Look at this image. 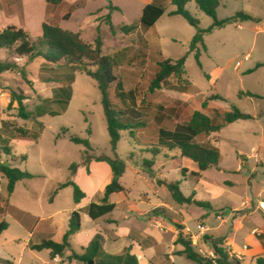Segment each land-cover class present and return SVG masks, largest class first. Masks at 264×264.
<instances>
[{
  "label": "rangeland",
  "instance_id": "1",
  "mask_svg": "<svg viewBox=\"0 0 264 264\" xmlns=\"http://www.w3.org/2000/svg\"><path fill=\"white\" fill-rule=\"evenodd\" d=\"M65 2L56 9L58 16L67 12L69 4L78 2L79 5L68 21H59V26L79 33L80 38L92 46L99 35L102 55L113 59L114 74L122 82L124 91L133 93L135 101L133 103L129 97L124 105L112 87L114 106L129 108L128 119L143 125L132 132L122 131L113 153L96 81L63 61L29 60L0 48V62L15 65L13 70L0 74V134L10 147L9 156L0 150L1 161L35 176L19 182L10 197L6 192V180L0 173V222L7 224V229L0 236V254H10L15 260L21 256L23 264H47L50 256L46 251L21 253L30 232L6 214L9 203L24 211L26 214L23 216L27 219H33V225L38 219L44 220L39 223L42 227L50 223L46 219L54 212L76 209L71 187L60 190L54 203H49L58 184L70 179L71 164L76 163L77 169L87 166L90 170L89 165L95 158L114 157L116 154L127 166L121 178L127 201H120L118 211L100 219L98 226L111 238H118L114 228L120 235L129 233V238L138 243L141 264H169L170 254L180 256L175 259L176 264H197L188 260L185 254H180L183 247L176 244L179 233L191 240L194 250L202 257L213 259L214 250L210 242L222 239L224 249L241 264H256L260 255H257L255 243H246L245 231L256 227L259 230L249 233L260 241L264 240V233L260 232H264V0H220L217 9L219 20L244 12L257 17L260 23L238 21L205 34L206 51L199 45L202 69L194 55L188 54L185 74L180 79L170 77L165 89L154 93H150L148 87L159 56L172 60L183 57L196 34V29L183 17L168 15L175 9L171 0ZM110 3L119 10H110ZM150 3L161 4L166 13L154 27L144 30L140 18L143 8ZM186 9L199 20L201 29L212 25L213 20L195 3H189ZM108 14L111 15L113 30L106 22ZM53 16L46 15L45 0H0V32L8 27L21 28L32 41H37L42 34V23L52 22ZM124 25L136 28L127 34L120 30ZM84 63L90 70L96 69L90 61L85 59ZM257 64L263 66L257 68ZM68 86L72 90L68 105L51 101L58 88ZM12 91L26 98L23 104L29 119L19 116L18 104L12 102ZM240 92H249L256 97H240ZM214 96L220 99H212ZM203 101H208L205 110L201 107ZM233 107L249 114L252 119L227 124L220 134L197 138L199 142H211L217 147L220 153L217 169L194 176L192 173L198 172L195 164L182 157L178 150L161 149L155 157L153 176L148 174L143 160L149 159L151 154L148 151L153 145H158L160 127L173 130L176 124L186 123L197 110L219 122L223 113ZM215 109L220 110L219 115ZM51 111L60 115L52 117ZM159 115L165 117L162 124L155 119ZM19 129L38 138L12 139ZM71 136L88 139L91 148L71 142ZM107 180L99 166H94L92 178L83 174L82 167L76 176V181L88 191L89 200L95 196L94 190L102 187L100 182ZM171 182H177L186 197L207 203L209 208L174 201L166 186ZM121 195L114 196L112 201L119 202ZM99 198L100 195L95 201L98 202ZM124 204L128 205L127 210ZM90 224L85 222V228ZM199 224L209 228L205 234L200 235ZM39 231H33L34 242L54 238V235H40ZM99 234L96 237L101 241ZM71 247L76 253L82 252L75 237ZM249 247L252 255L245 256L244 250ZM63 264L81 263L70 262L65 257Z\"/></svg>",
  "mask_w": 264,
  "mask_h": 264
},
{
  "label": "trees",
  "instance_id": "2",
  "mask_svg": "<svg viewBox=\"0 0 264 264\" xmlns=\"http://www.w3.org/2000/svg\"><path fill=\"white\" fill-rule=\"evenodd\" d=\"M46 15H54L52 22L45 21L41 25L42 34L37 41H32L29 35L21 28L8 27L0 32V48L5 49L9 54L16 57H28L29 60L35 58H42L51 63H57L63 61L65 65L75 67L77 70L84 72L89 78L96 81L97 87L101 94V102L106 119L107 131L110 137V147L113 153L116 152L117 145L121 140L122 131H134L140 125H143L139 121L134 119H128L130 112L129 108H116L112 101V87L115 89V96L125 105L130 97L132 102L133 93L125 92L123 84L118 80L114 74L115 63L112 58L102 55V43L99 35L94 41V46L87 44L81 38L79 33L64 30L59 26V21H68L75 9L78 7V3L69 4L67 12L58 16L56 9L66 4L65 0H45ZM195 3L197 8L205 15L209 16L213 23L208 29H201L200 22L196 19L187 9L186 6L189 3ZM171 3L175 6V9L169 12V16L179 15L183 17L186 22L196 29V34L192 38L188 52L177 60L170 58H164L159 56L160 59L156 63L155 73L149 84L150 93H154L158 90H163L166 87V83L170 77L180 79L185 74V61L188 54H193L200 69L202 64L200 62L201 50L199 45L206 51L204 44V35L211 33L215 29H222L227 25L246 21L259 22L258 18L244 12H237L230 18L219 20L217 17V9L220 6V0H171ZM110 10H119L111 3L109 4ZM166 13V10L161 4L150 3L147 4L143 10L140 18L141 27L146 30L154 27L157 22ZM106 22L110 29H114V25L111 21V15L106 16ZM134 25H124L120 27V30L124 33H131L135 30ZM88 60L92 63V66L96 67L94 71L90 70L84 63V60ZM263 64H257L259 68ZM15 65L10 62H0V74L13 70ZM207 76V75H206ZM208 77V76H207ZM47 79V78H44ZM181 90L182 93L186 92L185 89ZM72 90L71 87H60L54 94V98L51 99L54 103L61 105H68L71 100ZM240 97L249 96L256 97L252 93H239ZM12 102L18 104L19 116L27 120L30 118L29 113L25 111L23 101L26 99L23 95L11 92ZM212 99H220L218 96H214ZM210 99V100H212ZM202 109H207L208 101H203L201 104ZM217 115L220 114L219 109L214 110ZM50 116L55 117L60 113L51 111ZM41 115V114H40ZM158 124H162L165 120L163 115L155 117ZM252 119L249 114L241 112L237 107H233L231 111L223 113L221 121H217L215 118H210L201 111H194L189 120L183 124H176L173 130H167L159 128L158 130V145H153L148 151L151 157L143 160V165L146 168L148 174L153 176V166L155 164V157L160 154L161 149L178 150L180 155L194 162L197 165L198 172H193L192 175L199 176L200 173L209 169H217L219 167L220 153L217 147L211 142H199L198 137L209 136L210 134H220L222 128L238 120ZM3 124L6 125L4 121ZM89 132V131H88ZM38 138L37 135H29L26 131L21 129L16 130V134L13 135L14 140H28ZM69 140L77 145H81L87 149L91 148V143L88 139L71 136ZM0 150L4 155H10V147L6 143L5 139H2L0 134ZM2 155L0 153V173L6 180V192L9 196L14 192L15 186L18 182L23 180H30L35 176L29 173L27 170H22L17 167H13L7 163L1 161ZM13 158V157H12ZM23 160H26L22 156ZM97 162H106L112 171V179L105 186L104 194L99 203L91 202L87 207V214L92 220H98L109 214H111L116 204L109 202V196L114 193H125V188L121 184V178L126 172V163L120 159L116 154L114 157L100 156L95 158ZM89 161L86 160V163ZM77 164L73 163L70 166V179L66 182L58 184L57 188L52 192V197L57 195L58 192L66 187L73 189V200L75 203H79L85 198V193L73 180V176L76 174ZM89 172V170L87 169ZM172 198L179 204H196L209 208V205L199 201H194L190 197H186L180 190L177 182H171L166 184ZM51 197V198H52ZM7 228L6 222L0 223V235ZM81 229V216L79 212H73L70 216L68 230L65 232L61 242H55L53 240H45L39 244L31 246L32 250L42 251L49 250L52 257H63L67 250L71 247L70 241L72 237ZM209 238V237H206ZM211 246L214 250L215 259H209L202 257L198 254L192 246L191 240L186 239L179 233L176 244L181 245L183 250L180 254H185L186 258L197 264H241L235 256L224 249L222 239H212ZM69 256L70 260H76L85 264L93 262V264H139L138 258L130 253V248H127L120 255L106 254L98 237H95L90 245L85 249L82 254H77L71 251ZM256 264H264V257L260 256L256 258Z\"/></svg>",
  "mask_w": 264,
  "mask_h": 264
},
{
  "label": "crops",
  "instance_id": "3",
  "mask_svg": "<svg viewBox=\"0 0 264 264\" xmlns=\"http://www.w3.org/2000/svg\"><path fill=\"white\" fill-rule=\"evenodd\" d=\"M76 3H78V2H76ZM45 8H46V2H45ZM255 18H257V17H255ZM236 23H238V22H236ZM256 23H260V20H259V22H256ZM258 29L261 30L262 28L260 26H258ZM192 163L195 164L194 162H192ZM94 166L101 167L103 169V171L105 173V176L107 177L108 180L105 181L104 183L100 182V185L102 184V187H100L99 190H98V188L96 190H94L93 193H95V196L91 200H89L88 191L84 187H82L76 181V176H77V173L79 171V168L82 167L83 168V174L84 175H87L88 178H90V177L92 178L93 177V174H94ZM195 166H196L195 168H197V165L196 164H195ZM80 167H78V169L76 171V174L73 176V179H74V182L76 184H78V186L85 193V198H83L79 203H75L74 202L76 204V209H72L71 211H68V212L56 211L53 214H51L48 217V219H46L50 223H46L45 225H42V227H41L39 225V223L42 222V221H44V220L38 219V221H34V225H33L32 224L33 219H31V218L30 219H27V217L23 216L24 214H26L24 211L20 210L19 208L15 207V206H13L12 204L9 203V211L6 214L7 215H10L16 222H18V224H20L26 230L29 229V232H30L29 233V239L24 244L21 253L26 252L27 250H30V252L35 251V250H32L31 249V246L32 245H35V244H39V243H41L42 241H45V240H53L55 242H61L62 241V238H63V236L65 234V232L68 230L70 216H71V214L73 212L76 211V212H79L80 213V216H81V229L73 237H75V240H76L77 245H80L81 250H82L81 253H77V254H82L85 251V249L90 245V243L92 242V240L100 233L99 235L102 237V238H100V240H101L100 243L102 245L103 251L106 254H109V255H120L127 248H130V253L133 254V255H135L138 258V260H139V264H141V257H140V255L137 252L138 243L135 240L129 238V233H123V234L120 235V232H116L117 230L114 228L113 231H115V233L118 236V238H111L108 235H105L104 233H102L101 228L98 226V221L100 219H102V218L94 221V220L90 219V217L87 214V207H88V205L91 202H97V201H95V199H96V197L98 195H100V198H99V201L97 203H99L101 201V199L103 197V194H104L105 186L112 179V171L110 169V166L106 162H97V161H94V162H92L89 165V169H90L89 171H91V174H89V172L87 171V166H85V167L80 166ZM197 170H198V168H197ZM23 181H26V180H23ZM20 182H22V181H20ZM17 184H16V186H17ZM16 186H15L14 192L16 190ZM102 189H103V193H101ZM97 190H98V192H97ZM14 192L12 193V195L14 194ZM119 194H122L121 195L122 197L119 200V202H113L112 201L113 197L116 196V195H119ZM126 194H127V192L125 190V193H114V194H112V195L109 196V202L116 204L115 210L111 214H109V215H112L114 212L118 211V204H120L121 202L127 201V198L125 197ZM56 196L57 195H55L53 197V199H51L49 201V203L53 204ZM86 200H87V202H85ZM123 206H124V208H126V210L128 209V205L127 204H124ZM83 212H84V214H83ZM109 215H107V216H109ZM107 216H105V217H107ZM105 217H103V218H105ZM263 217H264V215H263ZM85 222H87V223H90L91 222V224L88 226V228H85L86 227L84 225ZM114 226L116 227L115 224H114ZM241 228L243 229L244 227L241 226ZM257 229L258 228L253 227V228H248L245 231L246 243H248V244L255 243V245H256V251H257V253H259L257 255H260V256H263L264 257V240L263 241H260V239L258 237H256L255 235H251L249 233L250 231L253 232V231L257 230ZM35 230H40L39 231L40 235H45V234L46 235H54V238L53 239L52 238H49V239H41L38 242H34L32 240L33 239L32 236L34 234L33 231H35ZM104 232H106V231H104ZM260 232L261 233H264L262 230H260ZM73 237H72V239H73ZM72 239L70 241V244L72 242ZM121 240H122V242L119 243V241H121ZM228 243H229V240H228ZM232 247H233V245H232ZM42 251H46L49 254V256H50V261H46L47 264H50V263H52V264H63L65 257L68 258V260L70 262L76 261V260H70L69 259V256L72 253L71 251H74V250H72V247H70L67 250L65 256H63V257H59V256L58 257L57 256L56 257H52L49 250H42ZM36 252H41V251H36ZM2 254H5V252H3ZM2 254H0V264H23V261H22V257L21 256L17 260H15L13 258V256L10 255V254H7V255L6 254L5 255H2ZM244 255L245 256L246 255H252L251 254V251H250V247L248 249L246 248V250H244ZM177 257L180 258V256H176L175 257L172 254H170L169 255V260H168L169 261V264H176V262H175L176 260L175 259ZM77 262H79V261H77ZM79 263L83 264L82 262H79Z\"/></svg>",
  "mask_w": 264,
  "mask_h": 264
},
{
  "label": "built area",
  "instance_id": "4",
  "mask_svg": "<svg viewBox=\"0 0 264 264\" xmlns=\"http://www.w3.org/2000/svg\"><path fill=\"white\" fill-rule=\"evenodd\" d=\"M246 59H249V57H245ZM240 64L238 63L237 64V66H239ZM197 229H198V231H199V233H200V235H202V234H205L206 232H207V227L206 226H204V225H202V224H199L198 226H197ZM246 249V248H245ZM58 257V256H57ZM216 258V256L214 255V258L213 259H215Z\"/></svg>",
  "mask_w": 264,
  "mask_h": 264
},
{
  "label": "water",
  "instance_id": "5",
  "mask_svg": "<svg viewBox=\"0 0 264 264\" xmlns=\"http://www.w3.org/2000/svg\"><path fill=\"white\" fill-rule=\"evenodd\" d=\"M90 264H93V262L91 261V262H89Z\"/></svg>",
  "mask_w": 264,
  "mask_h": 264
}]
</instances>
